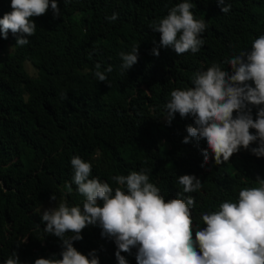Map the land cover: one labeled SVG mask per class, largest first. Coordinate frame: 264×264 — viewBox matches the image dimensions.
<instances>
[{
  "label": "trees",
  "instance_id": "obj_1",
  "mask_svg": "<svg viewBox=\"0 0 264 264\" xmlns=\"http://www.w3.org/2000/svg\"><path fill=\"white\" fill-rule=\"evenodd\" d=\"M182 2L192 4L194 19L203 20L206 29L198 37L204 41L199 51L178 55L160 46L161 33L153 28ZM225 4L228 13L217 0H58L60 16L49 6L31 18L36 29L28 44L16 46L11 31L7 39L0 32V264L14 252L20 264L62 259L63 241L44 231L42 208L52 194L59 203L83 208L86 198L76 185L71 192L66 187L76 156L92 165L90 178L113 189L119 185L112 177L144 171L166 201L193 197V239L197 225L207 226L203 214L218 211L223 202L238 203L241 190L260 186L264 157L251 151L258 142L220 165L210 153L201 167L207 142H182L194 118L176 113L171 125L166 120L173 90L193 87L195 74L213 65L232 74L227 61L250 51L264 35V0ZM11 11V0H0V19ZM113 13L118 18L110 22ZM156 13H163L159 21H153ZM131 35L138 61L122 70L114 49ZM97 64L107 76L104 82L95 76ZM248 108L255 119L264 105ZM186 174L201 181L198 191L183 192L178 181ZM101 232L98 224L89 225L73 246L86 256L94 250L100 264H119L114 239ZM137 252L138 246L121 255L137 264Z\"/></svg>",
  "mask_w": 264,
  "mask_h": 264
},
{
  "label": "clouds",
  "instance_id": "obj_2",
  "mask_svg": "<svg viewBox=\"0 0 264 264\" xmlns=\"http://www.w3.org/2000/svg\"><path fill=\"white\" fill-rule=\"evenodd\" d=\"M217 2L223 13L230 11L225 0ZM49 6L55 16L61 15L58 0H11L12 11L0 19L3 38L7 39L11 31L16 36V46L28 44L36 29L31 18L45 14ZM191 8L189 2L179 3L153 28L161 33V47H172L178 55L199 51L204 41L198 37L206 24L194 19ZM117 18L116 13L107 17L110 22ZM152 51L159 56V48ZM138 52L139 47L134 46L130 53L120 54L122 70L137 63ZM227 63L232 74L218 65L197 72L192 81L194 86L173 90L166 105L169 125L176 113L182 118L189 115L194 118L195 126H187L188 135L182 142L188 144L192 138L207 142L208 150H202L201 167L209 162L210 153L220 165L253 142H258V146L251 149L252 153L264 157V108H259L255 119L248 108L250 104L264 105V35L254 40L250 51L235 55ZM96 68L98 80L106 81L99 64ZM112 70L111 66L106 69L109 73ZM71 166L74 174L66 187L71 192L72 184L76 185L78 193L86 198L83 208L60 202L42 212L44 231L63 241L62 259L38 258L34 264H100L94 250L86 256L73 246V241L83 239V229L97 224L103 237L114 239L119 264H128L121 253H130L137 246V264H264V179H259V187L241 190L238 203L223 202L218 211L203 214L207 226L197 225L193 239L190 208L195 204L193 197L166 201L160 190L149 183L144 171L112 177L119 185L113 189L107 181L90 178L92 165L80 157H73ZM178 182L184 193L196 192L202 186L195 175L179 176ZM50 199L57 201L54 194ZM68 233L73 235L66 238ZM4 264H20L17 253Z\"/></svg>",
  "mask_w": 264,
  "mask_h": 264
},
{
  "label": "rangeland",
  "instance_id": "obj_3",
  "mask_svg": "<svg viewBox=\"0 0 264 264\" xmlns=\"http://www.w3.org/2000/svg\"><path fill=\"white\" fill-rule=\"evenodd\" d=\"M162 15L163 13H156L154 15V18H153V21H159L161 18H162ZM132 36V35H131ZM131 36L124 42L122 41L121 44L117 45L116 48L114 49L115 53L118 55L121 54V53H125L127 54L128 52H130V50L132 51V48L134 46H137V42H136V39L132 36ZM126 49L128 50V52H126ZM118 55V56H119ZM121 56V55H120ZM30 71L31 73H34V71L32 70V68H30ZM59 201H51V202H48L46 207L42 208V211L46 210V209H49V208H54V207H57Z\"/></svg>",
  "mask_w": 264,
  "mask_h": 264
}]
</instances>
